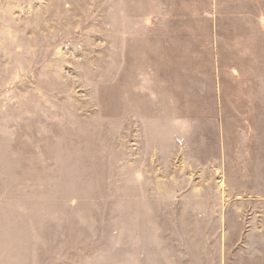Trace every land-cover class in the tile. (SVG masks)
<instances>
[{
    "label": "rangeland",
    "instance_id": "rangeland-1",
    "mask_svg": "<svg viewBox=\"0 0 264 264\" xmlns=\"http://www.w3.org/2000/svg\"><path fill=\"white\" fill-rule=\"evenodd\" d=\"M0 264H264V0H0Z\"/></svg>",
    "mask_w": 264,
    "mask_h": 264
},
{
    "label": "crops",
    "instance_id": "crops-1",
    "mask_svg": "<svg viewBox=\"0 0 264 264\" xmlns=\"http://www.w3.org/2000/svg\"><path fill=\"white\" fill-rule=\"evenodd\" d=\"M132 55V54H131ZM131 58H132V56H131ZM216 58V57H215ZM216 60H217V58H216ZM131 65V68H132V63L130 64ZM147 76H146V78H145V82H149L150 80L152 81V78L150 79L149 77H148V75H151V74H146ZM156 76V75H155ZM154 76V77H155ZM138 82L139 83H141V79L138 77ZM155 84H157L156 82H154ZM154 91H157L156 90V88L154 87ZM141 92H144L145 94H147V95H149V93H150V89L149 88H146V89H141ZM156 92H154V94H155ZM150 105H152V104H154V103H149ZM154 105H156V104H154ZM157 106V105H156Z\"/></svg>",
    "mask_w": 264,
    "mask_h": 264
}]
</instances>
